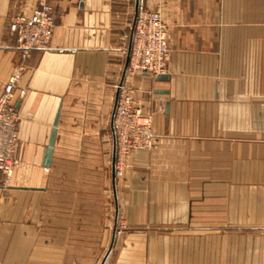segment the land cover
Masks as SVG:
<instances>
[{
    "label": "crops",
    "instance_id": "1",
    "mask_svg": "<svg viewBox=\"0 0 264 264\" xmlns=\"http://www.w3.org/2000/svg\"><path fill=\"white\" fill-rule=\"evenodd\" d=\"M38 1L0 0V96L21 63L10 20ZM48 1L52 45L16 91L0 264H264V0H140L168 29L169 79L128 71L158 143L130 155L116 192L111 118L137 0Z\"/></svg>",
    "mask_w": 264,
    "mask_h": 264
},
{
    "label": "built area",
    "instance_id": "2",
    "mask_svg": "<svg viewBox=\"0 0 264 264\" xmlns=\"http://www.w3.org/2000/svg\"><path fill=\"white\" fill-rule=\"evenodd\" d=\"M55 12L48 0H39L29 11L15 14L9 24L10 34L20 56V66L0 96V186L13 183L19 166L15 154L19 141L20 118L16 91L35 51L48 50L55 33ZM169 34L159 10L139 7L129 70L153 77L165 75L169 62ZM26 91L21 90L24 97ZM117 136V177L122 176L130 155L137 150H152L158 143L154 119L136 103L135 91L122 86L115 120Z\"/></svg>",
    "mask_w": 264,
    "mask_h": 264
},
{
    "label": "water",
    "instance_id": "3",
    "mask_svg": "<svg viewBox=\"0 0 264 264\" xmlns=\"http://www.w3.org/2000/svg\"><path fill=\"white\" fill-rule=\"evenodd\" d=\"M139 7H140V0H137L136 15H135V19H134V23H133V29H132V33H131V37H130L129 48L127 51L126 64H125V68H124V72L122 75L121 82L118 86L116 101H115V105H114V109H113V113H112V118H111V129H112V134H113L112 180H113L114 192H116V188H117V160H118V153H117L118 148H117V136H116V130H115V120H116V115H117V108H118V103H119V99H120L121 88L125 84V80H126V77H127L128 71H129L130 63H131V55H132V48H133V44H134L135 28H136V24H137L138 15H139ZM168 79L169 78L167 75H160L157 77L158 81H166ZM60 115H61V111H59L57 114V117H56V120L54 123V128H53L52 133H51L49 144H48V146L44 152V158H43L42 164L45 168H50L52 165V162H53V156H54V152H55V144H56V138H57V131H58V126H59V121H60ZM116 234H117V229L115 228L112 246H113ZM105 261L106 260H104L102 264H104Z\"/></svg>",
    "mask_w": 264,
    "mask_h": 264
},
{
    "label": "rangeland",
    "instance_id": "4",
    "mask_svg": "<svg viewBox=\"0 0 264 264\" xmlns=\"http://www.w3.org/2000/svg\"><path fill=\"white\" fill-rule=\"evenodd\" d=\"M125 59H126V56H125Z\"/></svg>",
    "mask_w": 264,
    "mask_h": 264
}]
</instances>
